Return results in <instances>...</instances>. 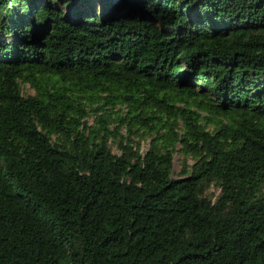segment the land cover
<instances>
[{
	"label": "trees",
	"instance_id": "1",
	"mask_svg": "<svg viewBox=\"0 0 264 264\" xmlns=\"http://www.w3.org/2000/svg\"><path fill=\"white\" fill-rule=\"evenodd\" d=\"M0 264H264V0H0Z\"/></svg>",
	"mask_w": 264,
	"mask_h": 264
},
{
	"label": "rangeland",
	"instance_id": "2",
	"mask_svg": "<svg viewBox=\"0 0 264 264\" xmlns=\"http://www.w3.org/2000/svg\"><path fill=\"white\" fill-rule=\"evenodd\" d=\"M22 94L23 95H31L33 94V91L27 86L24 85L22 86ZM89 123H92V119L88 120ZM147 148V143H142L141 144V151H145V149ZM181 159L180 157H178L177 155H174L173 157V166H172V177L173 178H177L178 177V173L180 172L181 169Z\"/></svg>",
	"mask_w": 264,
	"mask_h": 264
}]
</instances>
